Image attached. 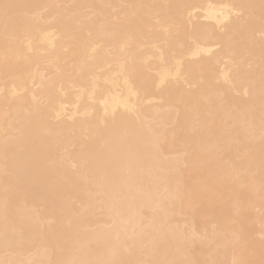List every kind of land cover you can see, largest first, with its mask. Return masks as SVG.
<instances>
[{
  "label": "bare ground",
  "instance_id": "6f19581e",
  "mask_svg": "<svg viewBox=\"0 0 264 264\" xmlns=\"http://www.w3.org/2000/svg\"><path fill=\"white\" fill-rule=\"evenodd\" d=\"M0 264H264V0H0Z\"/></svg>",
  "mask_w": 264,
  "mask_h": 264
}]
</instances>
